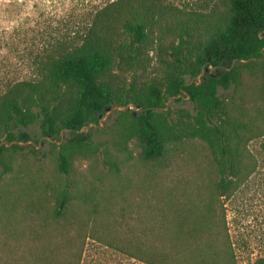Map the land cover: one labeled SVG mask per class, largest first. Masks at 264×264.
Here are the masks:
<instances>
[{"label":"rangeland","instance_id":"374dc122","mask_svg":"<svg viewBox=\"0 0 264 264\" xmlns=\"http://www.w3.org/2000/svg\"><path fill=\"white\" fill-rule=\"evenodd\" d=\"M107 1L0 0V94L9 82L35 77L53 45L69 40ZM169 1L196 6L203 0ZM262 61L242 69L239 84L219 91L229 121L246 123L254 135L246 145L250 173L229 196L220 197L214 157L199 139L172 145L157 163L143 161L139 143L122 137L120 113L134 108L106 111L98 126L82 130L92 138L81 146L62 147L68 131L47 142L37 125L26 129L40 140L38 148L21 145L0 155V264H145L126 248L168 252L164 236L198 230L201 223L209 226L208 238L229 241L237 264H264ZM192 108L186 97L172 99L165 110L177 117ZM61 152L69 157L68 174L60 172ZM66 185L70 200L58 215ZM192 241L179 252L193 253ZM184 261L178 264L195 263Z\"/></svg>","mask_w":264,"mask_h":264},{"label":"trees","instance_id":"16d2710c","mask_svg":"<svg viewBox=\"0 0 264 264\" xmlns=\"http://www.w3.org/2000/svg\"><path fill=\"white\" fill-rule=\"evenodd\" d=\"M260 59L264 69V0H203L196 6L108 0L69 40L53 45L35 77L5 85L0 94V155L23 149L18 144L8 148L4 140H33L26 130L32 125L47 142L62 139V132L69 130L62 147L90 143L91 133L78 131L98 126L100 116L114 105L131 104L138 110L120 113L125 119L122 137L139 143L143 161L157 163L172 145L199 139L214 157L220 197L229 196L250 173L246 145L254 135L246 123L229 121L219 91L239 84L242 69ZM220 65L226 67L211 71ZM182 91L187 94L180 95ZM188 96L191 111L179 110L176 117L165 110L170 98L178 102ZM34 142L36 149L40 140ZM67 156L59 155L62 174L69 172ZM70 193L66 185L57 202L58 215ZM197 229L164 236L168 252L126 251L145 264H237L223 235L220 245L207 237L209 226L201 223ZM190 240L194 252H179ZM179 254L185 257L177 259Z\"/></svg>","mask_w":264,"mask_h":264},{"label":"water","instance_id":"95a60500","mask_svg":"<svg viewBox=\"0 0 264 264\" xmlns=\"http://www.w3.org/2000/svg\"><path fill=\"white\" fill-rule=\"evenodd\" d=\"M252 60V59H251ZM251 60H243L242 62H244V63H248V62H250ZM212 68H215V67H211V69ZM204 72H205V70L203 69L202 70V72L200 73V75H199V77H198V80H199V82H198V84H200V79H201V77L204 75ZM192 82V81H191ZM191 82L190 83H188L187 85H189V84H191ZM183 94H187L185 91H182L181 92V94L180 95H183ZM179 95V96H180ZM178 97V96H177ZM177 97H174V98H170L169 99V101H168V104L170 103V101L172 100V99H175V98H177ZM188 98H190V96H188ZM130 108H134L135 109V111L136 110H138V109H136V107L134 106V105H127V106H125V107H119V106H117V105H114L113 107H111L109 110H107L108 112L107 113H110V112H112V111H114L115 109H117V110H119V111H126V110H128V109H130ZM167 109V108H166ZM99 124H100V122H99ZM93 125H95L96 126V124H90L89 126H84L80 131H78L79 133L80 132H82V130L83 129H88L89 127H91V126H93ZM66 131H69V130H66ZM48 140L50 141V142H52L53 140L52 139H50V138H48ZM2 144H5L6 146H11V145H13V144H18V145H28V144H33V145H35V142L33 141V140H29V141H26V142H18V141H13V142H11V143H7L5 140L2 142ZM40 144V143H39ZM37 148H38V146H37Z\"/></svg>","mask_w":264,"mask_h":264}]
</instances>
